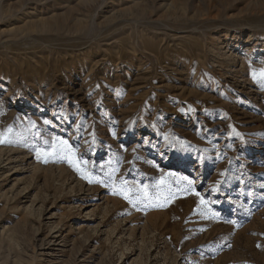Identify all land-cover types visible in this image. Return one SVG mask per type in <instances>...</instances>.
I'll return each mask as SVG.
<instances>
[{
  "label": "rangeland",
  "instance_id": "rangeland-1",
  "mask_svg": "<svg viewBox=\"0 0 264 264\" xmlns=\"http://www.w3.org/2000/svg\"><path fill=\"white\" fill-rule=\"evenodd\" d=\"M0 264H264V0H0Z\"/></svg>",
  "mask_w": 264,
  "mask_h": 264
}]
</instances>
